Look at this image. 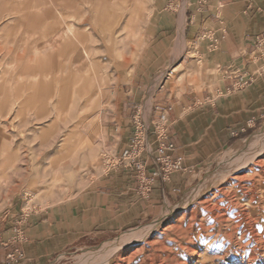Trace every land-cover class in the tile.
I'll return each instance as SVG.
<instances>
[{
    "label": "rangeland",
    "instance_id": "obj_1",
    "mask_svg": "<svg viewBox=\"0 0 264 264\" xmlns=\"http://www.w3.org/2000/svg\"><path fill=\"white\" fill-rule=\"evenodd\" d=\"M138 1L0 0V155L8 149L13 157L0 182V218L20 208L67 202L94 188L108 170V157L122 148L136 111L153 117L156 91L162 86L174 94L190 85L201 89L204 58L195 56L183 30L189 0H141L145 8L132 17L130 8ZM90 63L94 75L88 72ZM77 68L75 87L86 84L92 91L82 99L78 112L82 125L74 135L69 99ZM98 70L104 75L100 85ZM260 143L259 155L264 157V124L220 152L155 218L75 246L52 264H101L107 257L109 264L129 257L130 264H146L150 258L158 264L160 257L176 254L188 264H264V251L253 250L251 236L228 238L225 225L219 228L207 212V207L219 205L213 194L242 172L238 168L255 155ZM90 150L96 154L88 159ZM73 152L80 159L79 169L55 188H46L50 177L42 178V171L68 161ZM258 187L254 191L260 194ZM225 191L245 206L237 188L227 185ZM175 227H188L189 240L176 235ZM161 242L166 251L160 250ZM188 243L189 249L196 247L197 257L180 250Z\"/></svg>",
    "mask_w": 264,
    "mask_h": 264
},
{
    "label": "crops",
    "instance_id": "obj_2",
    "mask_svg": "<svg viewBox=\"0 0 264 264\" xmlns=\"http://www.w3.org/2000/svg\"><path fill=\"white\" fill-rule=\"evenodd\" d=\"M187 6L183 30L195 56L204 58L201 89L190 85L174 94L162 86L155 92L153 114L166 111L169 139L183 156L185 170L157 182L145 199L133 191L130 173L110 172L67 202L31 208L23 225V256L10 261L11 228L20 208L2 228L0 264H52L75 246L155 218L220 152L264 124V72L240 89L225 77L231 71L251 74L261 65L252 63L250 54L255 36L264 32V0H189ZM142 115L147 122L153 118ZM129 137L130 129L122 148Z\"/></svg>",
    "mask_w": 264,
    "mask_h": 264
},
{
    "label": "bare ground",
    "instance_id": "obj_3",
    "mask_svg": "<svg viewBox=\"0 0 264 264\" xmlns=\"http://www.w3.org/2000/svg\"><path fill=\"white\" fill-rule=\"evenodd\" d=\"M132 5H133V3H132ZM143 8H145V6L143 5V3H141V0L138 1L137 3L134 4V6L132 8H130L131 16L132 17H136V15H140L139 10H143ZM123 12H125V11H123ZM126 12H128V10ZM124 15H125V13H124ZM112 16H113V14H112ZM128 16H129V14H128ZM124 18H126V17H124ZM121 19L123 20V18H121ZM123 27H124V25H123ZM68 32L70 33V31H68ZM121 32H122V30H121ZM57 33L58 32H55V34H57ZM81 55L87 61L90 59L88 53L86 51H84V50H82ZM91 58H93V56ZM77 59H79V58H77ZM68 61H70V59H68ZM94 68L95 67L93 66V63H90L89 67H88V72H90V73H92L94 75V72H93ZM74 72H75V75H77V77L74 76L72 78V83L70 84L71 96H70V99H69V105H70L69 107H71V109H74L72 111L74 115L72 116L71 129H72L73 134L75 135V133L77 132L78 128H80V125H82V121H81V118L79 117V113H78L79 109L82 106L81 105L82 99H83L84 95L86 93L88 95V93L90 91H92V89H91V86H88L86 84H84L82 86V88H80V89H78L77 86L75 87L76 82L79 79L80 72H79L78 68L75 69ZM101 75H102V72H100V70H98V72L96 74L97 83H98L99 79H101V77L104 76V75L103 76H101ZM101 82H102V80H101ZM39 84H40V82H39ZM54 85H56V84H54ZM81 89H82V94H80ZM11 105H12V103H11ZM68 109H70V108H68ZM67 113H69V112H67ZM94 120H96V117H94ZM63 137H65V136H63ZM89 139H90V137H89ZM78 141H79V139H77V142ZM80 144H82V142ZM80 144H78V146H80ZM258 145H259V147H258ZM258 145H256L258 147V150L255 153V155L249 161L243 162L241 164V166L238 168V170L242 171V172L239 173V174L232 175L231 177H229L227 182H225L224 186L221 189L217 190L213 194V196L216 198V202H218L219 205L217 207H215V208H211L210 206L207 207V212H208V218H212L213 221L216 223V225L219 226V228H221V226L223 224L225 225L224 226L225 227L224 235L226 234V236L228 238H231L235 234L240 235L241 238H245L247 236H251L250 238L253 239L254 243H255V246H253V250L264 251V230H263L264 228H262L263 223H264V157L259 155V152L261 151V149L263 147V143H260ZM8 146H9V144H8ZM10 148H12V147L10 146ZM38 150H40V149L38 148ZM77 151H75V152H77ZM14 152H16V151H14ZM16 154H17V152L15 153V155ZM19 154H21V153H19ZM94 154H96V152L94 153L93 150L92 151L90 150L89 153H88V159H89V157H93ZM79 155H80V153H79ZM0 156H1V163H0V182H1L2 176L4 177V175L7 172V170L10 169L12 167V165H13L12 164L13 157H12V154L9 153L8 149H3ZM24 156L25 155H23V157ZM21 157H22V155H21ZM21 157H20V159H24L25 160V158H21ZM18 158H19V156H18ZM15 163H18V162H15ZM80 164H81L80 163V159L73 152V153H71L70 158L68 159V161H66V162H64L62 164H59L57 167L53 168L49 172L43 170L42 171V178L47 176V175L50 177L49 178L50 185H48V187H46V188H50L51 189V188H55L56 186L60 185V183L63 182L64 177L68 176V178L69 177L71 178L72 174H74L77 171V168L80 166ZM21 165H23V164H21ZM21 167H20V169H21ZM25 170H26V168H25ZM41 183L42 182H39V184H41ZM227 185H233V187L238 189V191L240 192L242 198L246 202L245 206L241 205L239 201H236L234 199V196H235L234 194L233 195H227V193L225 191ZM257 186H260L261 189H262L260 194H257L254 191V189ZM260 187H258V188L260 189ZM225 201H226V203H223ZM209 205H211V204L209 203ZM206 206H208V204ZM247 207L249 208L248 211H247ZM256 213L261 217V223L263 222L262 224L258 225V220H260V219H258L256 217V215H255ZM175 233H176V235H180V237L183 236V237H185V238H187L189 240V229H188V227H187V229H182L180 227H175ZM131 240H133V239H127L125 242H130ZM125 242H123V243L125 244ZM164 244H165V242H161L160 243V245H161L160 247L162 248L160 250L166 251L167 248H166V246H164ZM248 244H246V245H248ZM179 248H180V250L186 252L187 254H189V252H190L193 256H195V257L198 256V251H197L196 247H194L192 249H189V243H188L187 246H179ZM177 257H178L177 254L175 256L167 255L164 258L160 257L158 259V262H159L158 264H188L187 262H185L186 260L180 261V259L177 258ZM198 258H200V256ZM109 260H110V258L107 257L101 264H109ZM132 260H133L132 257L124 258V259L119 261V264H130ZM153 260L150 258V259L145 260V262H146V264H153ZM263 260H264V257H263Z\"/></svg>",
    "mask_w": 264,
    "mask_h": 264
},
{
    "label": "built area",
    "instance_id": "obj_4",
    "mask_svg": "<svg viewBox=\"0 0 264 264\" xmlns=\"http://www.w3.org/2000/svg\"><path fill=\"white\" fill-rule=\"evenodd\" d=\"M175 7H179L176 3ZM254 64H261L251 74L227 72V79L235 80L234 88L240 89L252 82L254 78L264 72V32L257 34L254 40V50L250 54ZM110 172H127L132 179V189L138 196L148 198L157 182L166 183L174 173L185 170L183 156L178 153L176 146L169 139V124L166 111L159 112L147 122L138 109L133 115L130 124V137L126 145L117 153L108 157ZM31 209L21 208L14 215L9 243L13 245L12 252L7 256L10 261H19L23 254L21 247L25 241L23 225ZM9 216L0 218V241L2 228Z\"/></svg>",
    "mask_w": 264,
    "mask_h": 264
}]
</instances>
